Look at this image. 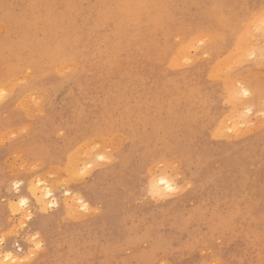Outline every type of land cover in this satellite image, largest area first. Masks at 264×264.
I'll use <instances>...</instances> for the list:
<instances>
[{
    "label": "rangeland",
    "instance_id": "1",
    "mask_svg": "<svg viewBox=\"0 0 264 264\" xmlns=\"http://www.w3.org/2000/svg\"><path fill=\"white\" fill-rule=\"evenodd\" d=\"M263 28L264 0H0L4 264L37 233L38 264H264Z\"/></svg>",
    "mask_w": 264,
    "mask_h": 264
},
{
    "label": "snow or ice",
    "instance_id": "2",
    "mask_svg": "<svg viewBox=\"0 0 264 264\" xmlns=\"http://www.w3.org/2000/svg\"><path fill=\"white\" fill-rule=\"evenodd\" d=\"M245 94L247 95V93H245ZM5 96H6V93L3 90H0V101H2ZM248 111L250 112L251 110L249 109ZM60 135H63V132H61ZM98 159L100 161H105L106 159H108L110 161V157L105 156V155L99 156ZM91 167H92L91 165H88L87 168L80 170L79 172L76 173L74 178H76V179L83 178L84 176H86L88 174V169ZM173 167H177V165L174 163ZM22 182L23 181L14 183L13 187L18 190L20 183H22ZM160 184L167 185V188H168L167 193L160 190L157 184L152 183L147 190V195L150 196L152 199H162V198H165L166 195H168L170 193L179 191V189L172 188L171 185H168L167 182L164 180H161ZM188 187L190 188L191 185H188ZM10 191H11V189H10ZM51 195H52L51 192H48V196H51ZM80 203L82 204V206L85 209H87L88 206L86 204H84L83 201H80ZM27 204H28V200L26 198H21L19 200V205L23 206V205H27ZM11 207L13 208V212L15 213V211H16L15 205H12ZM53 207H55L54 204L45 203L44 207H41L39 209V211L47 212L48 209L53 208ZM28 219L29 220L32 219L31 215L28 216ZM22 226L23 225H21V227ZM8 235H11V233L0 235V247L5 245L6 237ZM39 239H40L39 233H37V235L32 237L31 242L34 244V247L30 248L29 253L25 256L24 260L19 261L18 264H38V258H39L38 254L42 253L43 247H44L40 242H38ZM11 257H12V253H8V259H11ZM0 264H4V261L0 260ZM13 264H17V262H13ZM213 264H219V262L214 261Z\"/></svg>",
    "mask_w": 264,
    "mask_h": 264
},
{
    "label": "bare ground",
    "instance_id": "3",
    "mask_svg": "<svg viewBox=\"0 0 264 264\" xmlns=\"http://www.w3.org/2000/svg\"><path fill=\"white\" fill-rule=\"evenodd\" d=\"M254 22V21H253ZM264 29V28H263ZM205 34V33H204ZM200 36H202V35H200ZM255 38V37H254ZM258 42H259V40H257ZM257 43V42H256ZM262 44V43H261ZM244 45V44H243ZM241 47H242V43H241V45H240ZM248 47H250V46H248ZM245 48V47H244ZM239 50H240V48H239ZM242 50V49H241ZM240 50V51H241ZM239 51V52H240ZM256 65H257V63H256ZM261 68V67H260ZM257 70H259V69H257ZM261 70V69H260ZM252 71V70H251ZM254 71V70H253ZM259 75V74H258ZM240 81V80H239ZM3 83V82H2ZM248 84V83H247ZM245 88V87H244ZM248 89V88H247ZM72 90V89H71ZM249 95V94H248ZM247 95V96H248ZM246 96V97H247ZM263 102V101H262ZM241 103V102H240ZM243 104V103H242ZM237 108V107H236ZM253 108V107H252ZM257 108V107H256ZM240 109V108H239ZM251 109V108H250ZM254 109V108H253ZM237 111V110H236ZM238 112H240V110L238 111ZM235 113V112H234ZM44 114V113H43ZM238 120H241V119H238ZM236 121V120H235ZM228 122V121H227ZM251 122H252V120H251ZM259 123V122H258ZM60 130V129H59ZM65 167V166H64ZM74 169V168H73ZM51 172V171H50ZM56 172V171H55ZM150 173V172H149ZM50 174V173H49ZM48 174V175H49ZM53 174V173H52ZM54 175V174H53ZM47 176V175H46ZM53 178V177H52ZM15 179V178H14ZM17 179H18V177H17ZM161 180H164V181H166L167 182V184L168 185H171V187L172 188H175L176 189V184L174 183V181L172 180V179H170V178H168L167 176H165V175H162V176H160L159 178H158V180L155 182V184H157L158 185V187H159V189L160 190H162L163 192H167L168 191V188H167V185H165V184H160V181ZM16 182H20V181H16ZM15 182V183H16ZM8 185V184H7ZM21 183H20V186H19V189L17 190V191H19L20 189H21ZM149 186H150V184H149ZM12 189V188H11ZM7 191V190H6ZM30 191H31V193H32V196H33V198H34V203H35V201H36V203L38 204V205H40V207L43 205H45V203H50V204H54L55 206L57 205L58 206V204H59V200H58V198L56 197V195H55V193L51 190V189H49V188H47V189H45L44 190V195H40V191L38 190V188L36 187V186H30ZM78 191V190H77ZM48 192H51V196H48ZM30 193V192H29ZM74 194H75V192H73ZM77 193V192H76ZM22 194V193H21ZM63 194V193H62ZM66 194H68V195H70L71 194V191H69V190H66ZM80 194V193H79ZM172 194H174V193H172ZM64 195V194H63ZM67 196V195H66ZM78 196V195H77ZM81 196V195H80ZM167 197V196H166ZM21 198H26L27 200H28V203H29V197L28 196H26V195H21L20 196V199ZM49 198H51L48 202L46 201V199H49ZM75 198V200H76V197H74ZM70 200V199H69ZM78 200L79 201H83V203L84 204H86V205H88L89 204V201L88 200H86L84 197H79L78 198ZM65 201V200H64ZM9 203V202H8ZM68 205V204H67ZM36 206V205H35ZM66 207V206H65ZM89 208V207H88ZM19 209V208H18ZM37 209H39V208H37ZM19 210H17L16 212H18ZM92 214V213H91ZM17 217V216H16ZM15 218V217H14ZM49 218V216L48 215H44V214H40V213H38V215L36 216V219H37V221H36V224L35 225H33V227L37 230V231H39V232H41L42 234H43V236L47 239V240H49V238L50 237H52V236H50V235H45V233L44 232H46L47 230H46V222L47 221H50V218ZM16 221V220H15ZM31 225V224H30ZM31 230H33V231H35L34 229H31ZM5 231V230H4ZM23 236V235H22ZM16 242V241H15ZM145 244V243H144ZM17 245H19V243H17ZM8 246H9V248H11V250H9V249H7V251L5 252V251H0V260H1V258L3 257V258H8V253H12V257H11V259L10 260H12V261H16L17 260V257H18V251L17 250H21V247H19L18 249H15V247L14 246H11V242H10V244H8ZM28 246V245H27ZM4 249H6V248H4ZM2 250H3V248H2ZM205 251V250H204ZM2 254V255H1ZM20 258V257H19ZM18 264V263H17Z\"/></svg>",
    "mask_w": 264,
    "mask_h": 264
}]
</instances>
